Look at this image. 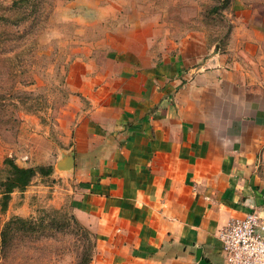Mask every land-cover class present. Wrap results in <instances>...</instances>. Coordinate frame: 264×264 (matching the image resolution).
I'll list each match as a JSON object with an SVG mask.
<instances>
[{"label":"crops","instance_id":"crops-1","mask_svg":"<svg viewBox=\"0 0 264 264\" xmlns=\"http://www.w3.org/2000/svg\"><path fill=\"white\" fill-rule=\"evenodd\" d=\"M242 12L224 49L127 36L74 63L50 173L89 264H223L217 229L264 211V5Z\"/></svg>","mask_w":264,"mask_h":264},{"label":"rangeland","instance_id":"rangeland-1","mask_svg":"<svg viewBox=\"0 0 264 264\" xmlns=\"http://www.w3.org/2000/svg\"><path fill=\"white\" fill-rule=\"evenodd\" d=\"M212 0H0V179L4 159L21 167L53 166L67 148L69 124L60 120L71 94L74 63L99 58L107 46L176 44L192 37L224 49L231 20L264 0H231L206 13ZM246 15V14H244ZM149 20L147 27H141ZM147 30V31H146ZM145 31V32H144ZM189 36V37H188ZM127 37V39H126ZM146 37V38H144ZM139 41V42H138ZM66 133V134H63ZM60 178L35 174L23 191L10 193L0 228L11 216L53 226L18 234L0 249V264H79L92 259L94 239L72 214ZM55 210V211H53Z\"/></svg>","mask_w":264,"mask_h":264},{"label":"trees","instance_id":"trees-1","mask_svg":"<svg viewBox=\"0 0 264 264\" xmlns=\"http://www.w3.org/2000/svg\"><path fill=\"white\" fill-rule=\"evenodd\" d=\"M213 4L207 9L206 13H216L228 8L231 0H212ZM6 174L0 179V211L3 212L6 208L10 193L14 190L23 191L30 183L35 174L47 175L51 172V166L48 167H21L16 165L11 159H4ZM55 211V210H53ZM46 225L53 226V221L49 219L46 222L43 220L34 221L30 218H22L19 216H11L5 220L0 228V249H5L9 246L12 238L18 234L20 236L29 237L36 232H42L49 229ZM89 232V230H88ZM90 233V232H89ZM91 234V233H90ZM92 235V234H91ZM83 253L79 264H87L88 257Z\"/></svg>","mask_w":264,"mask_h":264},{"label":"built area","instance_id":"built-area-1","mask_svg":"<svg viewBox=\"0 0 264 264\" xmlns=\"http://www.w3.org/2000/svg\"><path fill=\"white\" fill-rule=\"evenodd\" d=\"M223 264H264V211L230 217L216 231Z\"/></svg>","mask_w":264,"mask_h":264},{"label":"water","instance_id":"water-1","mask_svg":"<svg viewBox=\"0 0 264 264\" xmlns=\"http://www.w3.org/2000/svg\"><path fill=\"white\" fill-rule=\"evenodd\" d=\"M70 162H71V157L70 156H66L64 157L60 163L63 164V166H61L60 168L64 169L70 166Z\"/></svg>","mask_w":264,"mask_h":264}]
</instances>
